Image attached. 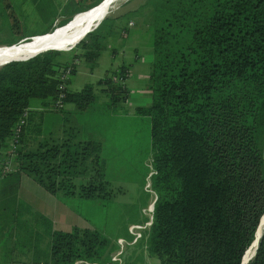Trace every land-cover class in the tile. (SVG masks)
<instances>
[{
	"label": "trees",
	"instance_id": "1",
	"mask_svg": "<svg viewBox=\"0 0 264 264\" xmlns=\"http://www.w3.org/2000/svg\"><path fill=\"white\" fill-rule=\"evenodd\" d=\"M146 3L151 102L134 115L149 119L157 197L152 224L134 247L145 246L160 264H240L264 214V0ZM105 20L77 44L86 61L112 34L100 32ZM66 54L48 50L0 66V159L12 168L3 175L26 173L86 217L81 201L104 206L115 196L106 166L119 149L105 143L110 125L102 118L123 117L116 103L125 89L106 76L99 83L108 100L95 107L93 85L65 90L64 103L75 109L61 111L55 100ZM37 100L44 110L31 108ZM116 247L96 226H74L51 233L49 260L29 264L107 262ZM248 264H264V232Z\"/></svg>",
	"mask_w": 264,
	"mask_h": 264
},
{
	"label": "rangeland",
	"instance_id": "2",
	"mask_svg": "<svg viewBox=\"0 0 264 264\" xmlns=\"http://www.w3.org/2000/svg\"><path fill=\"white\" fill-rule=\"evenodd\" d=\"M96 1L99 0H0V47H7L20 41H27V37L40 35L46 31H51L56 26H60V24L67 19L60 18V15L57 13L59 8L65 13L77 7L83 9ZM118 1L115 3L116 5L114 4L110 8L108 14L104 17L106 20L100 29L101 33L106 32L109 28L112 32H115L112 34L113 36L107 35L105 39L99 41V43H101L100 46L103 47L104 45V47L108 49L109 47L106 44H109L110 42L107 40H111L112 38L118 39L113 41L117 46L123 43H128L132 39H136L142 46L141 53L144 54V58L146 57L147 60H151V42L153 35H150L144 29L143 31L140 27L141 25L138 23L137 26L130 28L133 26V21L136 20V18H138L139 21L142 20V22L146 23L148 20L147 14L150 11L151 6L147 5V0ZM122 14L123 17L118 21V24L120 23L119 28L116 29V27H110L114 16ZM52 23H54V25L48 28ZM120 26L128 27L129 32H136L137 35L135 37L129 36L127 39L123 38L126 37L125 35H127V33L126 30H123ZM138 28H140V31H138ZM90 39L89 37H86L85 42H90ZM31 42L32 41H30V43ZM77 44L71 48L72 50L61 51L71 53L80 48L82 51V48L84 47L83 44ZM98 55L99 54H97L96 57ZM102 55L104 58L105 55ZM96 57L94 56L93 59L91 58V60L88 61V64L92 65ZM60 75L59 72V80ZM121 75L123 74L117 72L115 78L119 80L116 84L123 87L125 86V79L120 78L119 76ZM125 75L128 76L129 72H126ZM128 95L130 97L132 92H129ZM94 96L97 97L99 95L94 93ZM133 96L134 94L131 99ZM121 97H125V92ZM140 97L143 98L142 106L150 105V103L146 101L149 100L146 95H141ZM99 98L100 103H102L104 97L102 98L101 96ZM121 100L122 99H119L118 102ZM98 102L99 99L97 100L96 98L93 106L95 107L98 105ZM147 102L149 104H147ZM133 103L134 102L131 100L130 104L124 108L125 113L122 114L123 117L121 118H118L115 115L109 116L110 114H107L108 117L105 116L102 118L105 123L110 125V128L107 131L109 136H106L105 143L109 144V147L113 148V150V146L119 149V152L116 150L115 154H111L108 157V165L106 166L107 175L111 181L110 187L115 195L114 198L105 202L104 206L95 205L92 201H86L85 203L81 201L82 204L80 205V210L86 214V217H83L90 224L101 230L107 237L113 239V241H115L118 236L129 238V235L126 234V226L130 223L146 219L145 216L143 217L141 209L142 207L146 208L156 196V193L151 186L150 177V174L153 173L151 166L153 154L149 146V119L145 116H135V106H132ZM6 178L8 181L5 183L0 181V200L2 198L3 202H9L12 199L9 194L12 191V188L9 185L12 184V180L14 179L11 175ZM142 179H145V183L143 184ZM34 223L37 227H44V224L40 220L34 221ZM134 246L135 245H131L128 248H137ZM140 249L146 251L145 246H142ZM134 250L138 251L139 248ZM153 260L155 262L157 258L154 257Z\"/></svg>",
	"mask_w": 264,
	"mask_h": 264
},
{
	"label": "crops",
	"instance_id": "3",
	"mask_svg": "<svg viewBox=\"0 0 264 264\" xmlns=\"http://www.w3.org/2000/svg\"><path fill=\"white\" fill-rule=\"evenodd\" d=\"M80 8L77 7L65 13L59 8L57 13L60 18L68 19L75 12L82 10ZM121 17H123V14L114 16L110 27L118 29L120 25L118 21ZM137 19L133 21V26L130 28L137 26L138 23L141 25L142 30L144 29L151 35L152 32L150 31L152 29L149 22L146 21L145 23ZM53 25L54 23L49 25L48 28ZM122 26L120 28L126 30L127 33L126 37L123 38L127 39L129 36L135 37L137 35L136 32H129L128 27ZM139 29L138 31H140ZM112 34L110 35L113 36ZM40 36L41 34L34 35V37ZM116 40L118 39L107 40L110 42L106 44L109 48L106 49L103 45L102 51L92 65H89L88 61L81 55L83 48L82 51L80 48L67 53L63 60L69 61V65L72 66L65 88L69 92H75L82 89L85 85L91 84L93 85L94 93L99 95L95 97V99H99L98 103H100L99 97L101 96L102 98L104 97L103 102H105L108 100V96L103 91L106 86L104 83L99 82H102L108 76L116 84L115 76L117 72H123V74L129 72V75L125 78V97L116 103L118 110L124 112V108L130 104L131 100L134 102L132 106H142L143 98L140 97L141 95H146L151 101V91L148 86L151 60L144 58V54L141 53L142 46L136 39L118 46L113 43ZM72 54H78V56L72 58ZM102 54L105 55L104 58ZM129 92H132V95L134 94L132 99V95L130 97L128 95ZM149 100L146 101L150 103ZM148 102L147 104H149ZM31 108H36V110L45 109L41 107L39 101L33 102ZM74 109L75 105L67 102L64 103L61 111H73ZM48 111V114L54 112L50 107ZM87 137L104 142L103 137L92 133H88ZM9 175L14 179L12 184L9 185L12 188L9 193L12 199L9 202H3L2 198L0 200V264H29L47 261L50 258L49 247L53 231H69L74 226L92 228V224L78 213L71 204L63 202L47 191L31 176L23 172L4 175L0 173V181L5 183L8 181L6 177ZM37 220H40L44 227H37L34 223ZM123 237L125 238V236ZM134 249H127L126 254L123 255L124 264H160L158 259L154 262V257L147 254L145 250L139 248L138 251H135Z\"/></svg>",
	"mask_w": 264,
	"mask_h": 264
},
{
	"label": "bare ground",
	"instance_id": "4",
	"mask_svg": "<svg viewBox=\"0 0 264 264\" xmlns=\"http://www.w3.org/2000/svg\"><path fill=\"white\" fill-rule=\"evenodd\" d=\"M117 1L118 0H103L98 7L92 9L91 11L77 14L75 19L70 24L58 30V33H63L61 34L63 35L62 41L74 42L87 28L93 26L96 20H98L106 10L109 11ZM45 40L44 36H40L29 39L25 42L23 41L19 43L20 45L15 44L11 47H0V64L7 60L36 52L38 48H42L46 45L47 42ZM30 41L32 42L30 43ZM59 45H61V43ZM259 228L262 230L264 228V223H261ZM255 246L256 243L253 242V244L248 248L244 255L243 264H247L249 262V258L252 256Z\"/></svg>",
	"mask_w": 264,
	"mask_h": 264
},
{
	"label": "built area",
	"instance_id": "5",
	"mask_svg": "<svg viewBox=\"0 0 264 264\" xmlns=\"http://www.w3.org/2000/svg\"><path fill=\"white\" fill-rule=\"evenodd\" d=\"M60 84H59V90L60 93L58 94V97L55 100V106L58 108L63 107L64 105V97H65V84L69 79V76L71 74V66L67 65L65 68L60 70ZM122 79H125L127 75L125 73L121 76H119ZM116 82L119 81L116 79ZM27 115V111L25 110L23 112V117L20 119L19 124L15 128V135L18 136L21 125L25 123V117ZM11 166L7 162H3V160L0 159V171L1 173H6L8 171H11ZM156 200V196L154 200L146 207L141 209V213L143 216H145L146 219L139 222L130 223L127 225V232L129 234V238L124 237H118L115 240V243L117 245L116 249L111 252L109 256V261L107 262H90L84 259H78L74 261V264H124L123 255L125 254L127 248L131 245H135L138 243L139 240L142 239L144 236V231L150 227L153 220V210H154V202Z\"/></svg>",
	"mask_w": 264,
	"mask_h": 264
},
{
	"label": "water",
	"instance_id": "6",
	"mask_svg": "<svg viewBox=\"0 0 264 264\" xmlns=\"http://www.w3.org/2000/svg\"><path fill=\"white\" fill-rule=\"evenodd\" d=\"M103 1H100L98 4L84 10V11H80V12H76L74 13L71 18L63 25H60V26H56L54 27L51 31L49 32H46L44 34H41V36H44L45 37V41L47 42L45 46H43L42 48H38V50L32 54H29V55H26V56H21V57H16V58H13V59H10V60H7L3 63L0 64V66L6 64V63H9V62H12V61H23V60H27L29 58H32L34 57L35 55L39 54V53H42V52H45V51H48V50H58V51H61V50H69L71 48H73L78 42H80V40L89 32L93 31L99 24L100 22L104 19V17L108 14V10H106L103 15L101 17H99L98 20H96V22L93 24V26H90L89 28H87L82 34L80 37H78V39H76L74 42H63L62 41V37L63 33H58V30L65 27L66 25L70 24L74 19H75V16L79 13H83V12H89L91 11L92 9L98 7ZM34 36H30V37H27L26 39L29 40V39H33ZM25 39V40H26ZM23 41H20L18 43H14V44H11L7 47H11L15 44H18L20 45L19 43H21ZM25 42V41H24ZM61 43V45H59ZM261 223H264V214L261 216L260 220H259V224L257 226V229L255 231V234H254V238L252 240V242L250 243V245L248 246V248L253 244V242L256 243V246H255V249L253 251V254L252 256L249 258V261L254 257L255 253H256V250L258 248V244H259V241H260V238L264 232V228L262 230H260V225ZM260 230V231H259ZM248 248L245 250V252L248 250ZM245 252L244 254L242 255V258H241V262L240 264H243V261H244V255H245ZM249 263V262H248ZM247 263V264H248Z\"/></svg>",
	"mask_w": 264,
	"mask_h": 264
}]
</instances>
